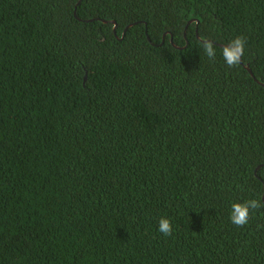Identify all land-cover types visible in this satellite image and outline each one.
Masks as SVG:
<instances>
[{
    "label": "trees",
    "instance_id": "trees-1",
    "mask_svg": "<svg viewBox=\"0 0 264 264\" xmlns=\"http://www.w3.org/2000/svg\"><path fill=\"white\" fill-rule=\"evenodd\" d=\"M263 84L264 0H0V264H264Z\"/></svg>",
    "mask_w": 264,
    "mask_h": 264
},
{
    "label": "clouds",
    "instance_id": "clouds-1",
    "mask_svg": "<svg viewBox=\"0 0 264 264\" xmlns=\"http://www.w3.org/2000/svg\"><path fill=\"white\" fill-rule=\"evenodd\" d=\"M246 38L236 36L229 41L220 51L224 64L231 68L241 62L245 52ZM199 48L209 60H214L217 50L214 42L210 39H203L199 42ZM264 207V199L250 198L243 202L233 201L230 205L229 220L236 226H244L249 222L250 215L256 210ZM157 231L163 236L168 237L173 233V224L167 216H161L158 220Z\"/></svg>",
    "mask_w": 264,
    "mask_h": 264
},
{
    "label": "water",
    "instance_id": "water-1",
    "mask_svg": "<svg viewBox=\"0 0 264 264\" xmlns=\"http://www.w3.org/2000/svg\"><path fill=\"white\" fill-rule=\"evenodd\" d=\"M113 23H114V27L116 26L115 25V22L114 21H112ZM131 25V24H130ZM128 27V26H127ZM127 27L123 30V33L125 32V30L127 29ZM197 37H199L198 35H197ZM246 68H247V70L252 74V72H251V70H250V68L249 67H247L246 66ZM264 85V84H263Z\"/></svg>",
    "mask_w": 264,
    "mask_h": 264
}]
</instances>
